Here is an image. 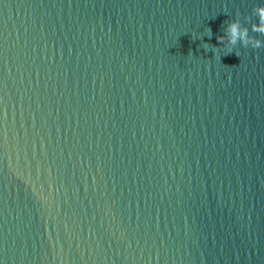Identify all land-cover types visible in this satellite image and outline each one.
Returning <instances> with one entry per match:
<instances>
[{
    "label": "water",
    "instance_id": "obj_1",
    "mask_svg": "<svg viewBox=\"0 0 264 264\" xmlns=\"http://www.w3.org/2000/svg\"><path fill=\"white\" fill-rule=\"evenodd\" d=\"M259 5L0 0V264H264Z\"/></svg>",
    "mask_w": 264,
    "mask_h": 264
},
{
    "label": "clouds",
    "instance_id": "obj_2",
    "mask_svg": "<svg viewBox=\"0 0 264 264\" xmlns=\"http://www.w3.org/2000/svg\"><path fill=\"white\" fill-rule=\"evenodd\" d=\"M253 16L258 19V22H251ZM245 19L251 23V29H249V27L239 19V16H237L236 19L227 23L223 35L217 37L218 42L225 46L227 55L235 52V54L239 56V53L234 51L237 45H242L244 47L251 46L253 49L264 47V40L257 38V36L250 35L251 31L260 36H264V5L254 7L252 14ZM208 32L209 38H211V28L208 29ZM213 47L215 48V46Z\"/></svg>",
    "mask_w": 264,
    "mask_h": 264
}]
</instances>
